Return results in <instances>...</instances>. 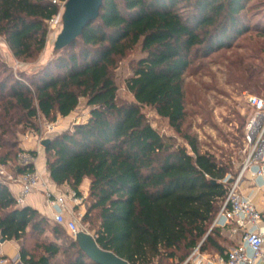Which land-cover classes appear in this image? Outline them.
<instances>
[{
  "label": "trees",
  "instance_id": "trees-1",
  "mask_svg": "<svg viewBox=\"0 0 264 264\" xmlns=\"http://www.w3.org/2000/svg\"><path fill=\"white\" fill-rule=\"evenodd\" d=\"M248 1L104 0L99 17L40 70L15 75L0 59V165H13L16 176L34 170L19 155L36 157L37 150L25 148L20 135L38 130L39 118L70 115L83 98L87 121L44 146L57 185L82 196L80 186L90 180L82 220L98 244L131 264H192L184 262L198 245L226 254L229 238L213 222L227 194L224 179L239 169L231 159L201 151L197 137L183 130L184 73L250 29ZM59 12L53 0H0V35L16 58L34 59ZM261 25L255 29L263 32ZM137 46L143 55L126 78L135 101L121 102L115 70ZM263 85L255 71V91ZM143 105L154 107L186 144L162 135ZM0 236L19 242L22 264H99L63 224L20 205L4 179Z\"/></svg>",
  "mask_w": 264,
  "mask_h": 264
},
{
  "label": "rangeland",
  "instance_id": "rangeland-1",
  "mask_svg": "<svg viewBox=\"0 0 264 264\" xmlns=\"http://www.w3.org/2000/svg\"><path fill=\"white\" fill-rule=\"evenodd\" d=\"M246 11L250 29L242 33L232 46L195 59L184 73L186 117L183 130L197 137L201 151L212 152L219 158L231 159L234 170L240 169L246 156L244 131L248 119L254 114L253 108L247 103V96L249 94L264 96L263 89L255 91V71L260 73L264 84V31L255 29L257 24L261 23V26H264L262 23L264 0H249ZM63 12L64 4L60 5L57 20L54 23L49 22L46 46L34 59L16 58L5 37L0 35V59L12 67L15 75L21 72L32 74L54 56L55 42L62 29ZM142 55L141 47L137 46L119 61L115 70V80L121 102L135 101L127 89L126 78L132 75L133 66ZM141 110L162 135L186 144L181 134L172 128L166 118L158 115L154 107L143 105ZM89 115L90 108L82 98L70 115L59 117L56 121L39 118L37 119L39 129L27 130L20 138L25 148L28 145L44 150L45 146L42 144L44 139L64 131H72L76 123L87 121ZM51 122L60 125L49 132L47 124ZM13 170V165H0V179L7 182L16 180L18 176ZM87 182L88 179H85L80 186L82 196L76 195L77 202L80 203L74 210V218L82 228H86L92 234L89 230L90 224L82 220L86 211L85 200L89 194ZM62 187L69 200L77 204L70 186L64 184ZM47 236L51 237V234Z\"/></svg>",
  "mask_w": 264,
  "mask_h": 264
},
{
  "label": "built area",
  "instance_id": "built-area-1",
  "mask_svg": "<svg viewBox=\"0 0 264 264\" xmlns=\"http://www.w3.org/2000/svg\"><path fill=\"white\" fill-rule=\"evenodd\" d=\"M53 1L60 5L65 4V1ZM57 15L49 22L54 23L57 20ZM247 103L253 108L254 114L250 116L245 128L246 156L238 173L235 176L228 174L224 179V182L230 181L227 194L213 222V225L220 227L234 222L236 227L242 230L243 234L241 241L232 246L225 256H219L215 260L209 261L210 264H258L264 256V228L259 226V223L264 219V215L258 210L251 198L243 195L239 189L246 171L252 170L259 174L263 172V165L261 163H264V96L249 94L247 96ZM59 125L56 122L48 123L47 130L52 132ZM19 159L24 165L35 162V156L27 151L21 152ZM14 181H18L21 184V190L18 194V201L21 203L28 194L39 186L41 177L40 173L34 168V170L19 175ZM42 184L47 201L54 207V220L63 224L74 238H76L77 233L80 231L89 232L78 224L74 218V214L67 216V212H69L68 195L64 193L56 194L44 181ZM72 195L77 202L78 200L74 191ZM199 246L194 248L184 263L188 261L195 262L196 264L203 263V259L198 258L200 255ZM0 264L22 263L20 255L17 254L12 259L7 257L1 258Z\"/></svg>",
  "mask_w": 264,
  "mask_h": 264
},
{
  "label": "crops",
  "instance_id": "crops-1",
  "mask_svg": "<svg viewBox=\"0 0 264 264\" xmlns=\"http://www.w3.org/2000/svg\"><path fill=\"white\" fill-rule=\"evenodd\" d=\"M27 148L37 150V156L35 157V169L40 173L41 182L39 186L30 194L25 197L23 202H19L20 205H30L34 208H37L40 212L47 215L49 218L54 219L55 210L54 207L47 201L44 186L42 182L44 181L47 186H49L56 194H63V187L57 185L50 177V172L47 167V158L45 154V149H38L36 146H28ZM263 172L261 174L257 172H253L252 170H248L244 173L243 180L240 183V191L243 195L249 196L253 203L256 205L258 210L262 212L264 215V163ZM87 181V180H86ZM11 191L18 198V194L21 190V184L18 181H9L8 182ZM88 186L90 184V180L87 182ZM79 203L73 204L70 200H68L69 212H67V216H71L74 214V210L77 209ZM83 205H80V207ZM261 228H264V219L259 223ZM222 233L229 238V244L227 251L234 245L238 244L242 238V230L238 229L235 223L231 222L225 226H221ZM20 251V244L16 240H5L1 241L0 236V254L5 255L7 258H14ZM226 251V253H227ZM263 253H264V245H263ZM216 251H201L198 258L203 259L202 264H210L209 261L215 260L219 256H225ZM192 264H196L192 262ZM258 264H264V256L258 262Z\"/></svg>",
  "mask_w": 264,
  "mask_h": 264
},
{
  "label": "water",
  "instance_id": "water-1",
  "mask_svg": "<svg viewBox=\"0 0 264 264\" xmlns=\"http://www.w3.org/2000/svg\"><path fill=\"white\" fill-rule=\"evenodd\" d=\"M104 0H66L62 15V29L57 36L55 49L67 46L74 42L91 21L96 20L103 6ZM50 141H42L46 145ZM80 248L96 263L99 264H131L127 259L119 256L112 250L102 248L93 234L80 231L76 238ZM1 241H5L1 239Z\"/></svg>",
  "mask_w": 264,
  "mask_h": 264
}]
</instances>
